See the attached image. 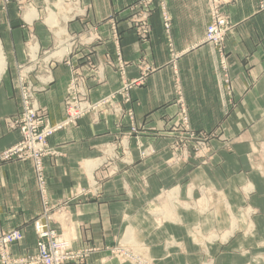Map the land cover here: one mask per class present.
<instances>
[{
  "label": "crops",
  "instance_id": "1",
  "mask_svg": "<svg viewBox=\"0 0 264 264\" xmlns=\"http://www.w3.org/2000/svg\"><path fill=\"white\" fill-rule=\"evenodd\" d=\"M28 1L29 4L18 6L11 0L4 10L0 8V47L6 63L0 78V152L20 140L19 133L10 129L8 119L21 107L17 67L31 63L34 53L44 60L48 54L70 45L60 59L50 60L48 73L41 72V77L51 74L53 79L39 97L51 124L62 118L61 101L76 70L85 77L90 101H98L119 88V77L107 64L108 57H115L116 45L126 63L127 79L140 77L144 65L150 68L143 76V84L131 91L128 107L142 129L137 138L130 137L131 149L126 154L129 165L116 164L115 176L99 183V198L66 204L69 194L78 187L91 186L87 171L90 162L85 163L101 160L103 149L118 143L128 128L117 132L111 117L105 116L98 123L88 117L48 140L59 155L45 163L47 187L53 201L65 203L72 248L113 246L128 227L138 240L144 238L155 264H198L194 257L191 262L188 256H182L180 263L163 257L160 241L156 240L157 231H152L143 220L145 206L150 203L152 206L160 191L177 183L183 190L187 185L223 190L231 207L237 208L241 204L238 190L249 183L254 190L250 204L258 211L253 219L256 231L253 239L236 237L224 254L218 246L213 249L214 255L220 253L215 264H244L247 259L237 251L249 248L255 254L264 241V0H235L224 9L232 28L224 45L228 83L215 48L203 42L208 19L202 0H166L171 15L170 32H164L157 12L150 18L145 38L141 36L142 24L128 20L129 8L138 0H80L81 13L60 24L66 31L62 44L43 20L47 0ZM134 14L133 18L140 20L141 13ZM114 26L116 35L112 31ZM97 71L100 78L103 76L101 81ZM179 92L191 130L208 135L207 142L214 154L207 165L195 168L181 164L178 169L167 165L171 156L169 145L175 136L166 131L167 122L177 111ZM136 140L154 144L155 154L141 161ZM227 144L229 149L225 147ZM259 147H263L260 152ZM112 167L106 162L90 174L100 177ZM41 210L33 163L19 160L0 163V228L18 229L23 235L11 247L13 255L34 252L36 236L32 222ZM178 216L177 221L183 226H166L165 234L184 235L188 224L197 218L184 213ZM223 216L221 212L218 222L223 221ZM181 240L184 244L188 242L187 238ZM186 253L195 250L187 247ZM84 264L126 263L97 252Z\"/></svg>",
  "mask_w": 264,
  "mask_h": 264
},
{
  "label": "rangeland",
  "instance_id": "2",
  "mask_svg": "<svg viewBox=\"0 0 264 264\" xmlns=\"http://www.w3.org/2000/svg\"><path fill=\"white\" fill-rule=\"evenodd\" d=\"M14 1L17 3L18 6H22L25 3L27 4L30 3L28 0H14ZM61 1L62 0H47L46 5L44 6L45 16L43 17V20L45 19L47 22V19L50 18L51 14L55 15L56 22L54 24L51 23L50 24L51 26L48 23L46 24H48L50 28L52 27L53 30L57 28L55 31V34L57 35V37L62 36L60 37L61 39H59L60 44L66 41V37H65L66 31L64 28H61L60 26L61 22L65 23L67 19L69 20L71 18H74L81 13L80 8H78L80 7V0H63V2ZM161 2L165 3V7H166V10L170 18L169 23H170V28H171V15L167 7L166 0H152L149 5L146 3V0H138L137 4L132 5L129 8V10L131 11V16L129 17L128 20L130 22H137V23L142 24L141 26L142 38L146 37L144 35V31L148 30V27L150 26V18L155 13L158 12L159 19H160V12H159L158 7ZM202 2L205 8V11H206L207 19L209 21V16H208V11L206 8L205 0H202ZM233 2L229 3L228 5L232 4ZM10 3H11V0H0V8L4 10L7 7V5ZM226 6L223 7L224 13H225L224 9ZM75 8L76 10L77 9L78 10L75 11ZM135 12L141 13L140 20L133 18L135 17V14H134ZM112 31H113V35H114V32L116 35L117 31L115 30V26L112 29ZM205 32H206V29H205ZM114 41L116 42L118 41L117 37H115ZM63 48H61V50ZM68 50H70L69 44H67L66 47L64 48V52L62 53V55L65 53V51L68 52ZM119 52H120L119 47L116 45L114 59L108 57V60H107L108 66L111 69H113L115 73H117L119 80H120L119 88L116 91L107 95L109 97V99L107 100L108 101L107 105H102V102H101L102 99H104L107 96L101 98L98 101H91L93 103L94 102H97V103L101 102V103H99L100 105H97L94 109L86 113V115L82 117L78 116V118L74 120L75 122L74 125L69 124L64 129L60 130V131H63V130L75 127L80 120L84 118H88V117L91 118L94 123H98L100 119L105 116L111 117L113 119L114 129L117 132L118 131L120 132L123 127L128 128L127 132L124 135H121L119 137L120 139L118 140V143H115V142L111 143L110 147L108 146L105 149H103L102 151L103 158L101 160L87 161L85 163V165L88 162L93 164L94 167L92 166V172L95 168L97 169L101 167L103 163H106V162L111 164L113 167L111 168V170L105 171L104 174L101 175L100 177L94 175V173L91 174V186L90 187H92V184H95L94 189L91 190V193H93L94 196H90L87 198L86 196L81 195L79 196L80 199H77L75 201H79L81 199L91 200V199H96L100 197L99 183L103 179L105 180L109 177L115 176L116 172L118 171V168L116 165L118 162L129 165V162L127 161L128 159H126V154L128 155L129 150L131 149V143L129 141L130 137L137 138L142 129V127H139L136 124L133 111L131 108L128 107V105L131 102V91L134 88L141 86L143 84V80H144L143 76H145L148 73L150 68L144 65V70L141 72L140 77L136 79L129 80L127 79L125 75V78H126L125 80L127 81L129 87L127 88V91L125 92V95L124 94L121 95L119 93V89L122 88L123 81L119 75L120 66H119V69L117 67H118V63L120 62V65L125 71L126 63L122 60L121 53ZM34 54L31 58L32 59L31 63H24L17 67L18 78L22 71H28V73L26 74L27 77L24 79V85H25V89L27 92L26 95L31 96L32 102H36L38 114L42 116L43 118H45L49 125L60 124L61 122L67 120L68 118L69 102L71 101V97H72L74 90H76L75 87L73 86L70 87V81H71V77L73 73L70 76L69 84H68V88L66 90L65 96L63 97L61 101L62 112H63L62 118L58 122L51 124L46 116L45 109L40 106L39 97H40V94H43L47 91V88L53 83V79H52L51 74H49L46 77H41V72L43 71L45 74L48 73V68H50L49 66L50 60L55 59V58L60 59L62 55L61 56L57 55L49 59L50 55L53 54V53H50L45 57L46 58V61H45V58L44 60L43 59L39 60L36 56H34ZM40 67L42 69H40ZM87 67L89 69V65ZM78 73H81L83 76L82 72H78ZM96 75L98 76V80L101 81L103 76L102 78H100L98 75V71ZM223 78L225 80V83H228V81L226 82V80L228 79L225 77ZM48 79H50L51 81L48 83H45L44 81ZM83 87L85 91H87L84 76H83ZM18 89H19L18 92H19V99H20L21 107H20L19 112L16 115L8 119V123H9L8 125L10 129L15 130L17 132H18V128L16 127V125H14V123L17 120L20 121L24 113V108L22 106V93H21L20 86ZM179 97L180 96L177 95L176 102L178 103L180 100ZM86 98L87 100H89L88 93L86 95ZM183 106L186 109V115L188 119L187 108L185 105ZM181 110H182V105H180L179 103V105H177L176 113L167 122L166 131L175 135L173 138L174 140L169 145L171 156L167 160V165L171 167H175V169L176 168L178 169V167H180L181 164L190 165L195 168L200 165H207L210 163V158L214 154L212 147L207 142L208 135H206V133L202 131L201 132L192 131L189 126V119H188L187 125H184L183 120H182ZM229 145L230 144H227L225 147L229 149L228 148ZM135 148L137 150L138 157L140 158L141 161H144L155 154L154 144L143 143L141 141L136 140ZM258 150H259L258 152H260L261 150H263V147H259ZM55 157H52V158H55ZM52 158H49V159H52ZM3 162H6V161H2L0 163H3ZM257 171L261 172L260 169ZM145 181H146L145 177L141 178L142 184H144ZM187 186L183 190L182 188H180L179 184L176 183L168 189H163L154 198L152 202V206H151V203L149 204V206H145L146 209L144 210V213H143L144 214L143 220L147 226H150L152 228V231H157L156 240L160 241V247L164 251V255H163L164 258L174 259L175 263H180L182 256L184 258L188 256V261H191V262H192V257H194L197 259L198 264H215L216 258L220 254V253H216L214 255L213 249L215 247L218 246L220 248V251H222L221 253L224 254L229 251L228 245L236 237L240 236L244 239H253L255 232H256L253 219L257 215L258 211L250 204V198L252 194L254 193V190L252 189V186H250L249 183H247V185H243L238 190L240 191V203L241 204L237 208L231 207L228 201V196L223 190L220 191V190L214 189L213 187H206L204 185H199V186L189 185L188 186L189 188L187 189ZM191 188H192L193 193L190 190ZM78 189L80 190L83 188L78 187ZM85 191H88V190H85ZM79 192L81 193V191ZM176 192L178 194L177 195L178 198L177 200H174L172 204L171 198L174 197L176 199V196L174 195ZM73 193L74 192H72V194ZM72 194H69L68 196L71 203L74 202V200H71ZM41 208H42V205H41ZM42 211H43V208L41 210V214H42ZM221 212L224 215L223 216L224 218L222 219L223 221L218 222V220H220L219 216L221 215ZM179 213H184L187 215L190 214L197 218L194 221H192L190 224H188L187 228L184 227L185 228L184 235H182L181 232L165 234L166 226L172 225V226L180 227V228L183 226L180 220L177 221L178 220L177 217H179L178 216ZM65 214L66 213L62 212L60 215H56L55 216L56 222H51L50 226L52 228L59 230L60 232H61V227H62L63 236L66 239L70 240L72 244L73 239L71 238L70 233H69V222ZM40 215L37 217V219L40 217ZM209 219H210V222L207 221ZM36 220L32 222L33 231L35 228ZM214 221L216 222L214 223ZM233 226H234V229H233ZM14 230H18V229H14ZM128 230L129 228L126 227V230L124 231L123 235ZM5 232H11V231H5ZM155 233H152V234L155 236ZM132 236H133V239L128 243H122V240H121L122 237H120L119 241L110 247H104L103 249H99L94 246L85 245L84 247L75 249V250L79 251L84 248L85 249L91 248L93 249V252L90 253L88 257H90L91 255L97 252H100V253L104 252V253H107L110 259L118 263L155 264V259L152 256L150 247L144 241V238L142 240H138L136 236L134 235L133 231H132ZM183 238L184 239L187 238V241H188L186 242L187 244L186 243L184 244V241L181 240ZM261 245L262 246L258 247L255 254H252L249 248H245V249L241 248L237 251L238 255H240L242 258L247 259V261L244 264H252L253 262H255V264L256 263L264 264V252L260 251V249H264V241L261 243ZM187 247L189 249L195 250V253H189V254L186 253ZM27 255H30V254H27ZM86 259L84 260V262L78 263V264H84ZM258 261H260L261 263H258ZM69 264H76V263H69Z\"/></svg>",
  "mask_w": 264,
  "mask_h": 264
},
{
  "label": "built area",
  "instance_id": "3",
  "mask_svg": "<svg viewBox=\"0 0 264 264\" xmlns=\"http://www.w3.org/2000/svg\"><path fill=\"white\" fill-rule=\"evenodd\" d=\"M151 1L152 0H146V3L149 5ZM233 1L234 0H205L209 21L206 26L203 42L208 43L215 48L225 78H227V76L225 74L226 63L224 45L231 31V26L228 17L223 12V7ZM158 9L164 32L168 34L170 30V18L165 3L161 2ZM147 32L148 30H145L144 35ZM117 68L119 69V75L123 81L119 93L125 95V92L129 87L125 80V71L120 65V62L118 63ZM27 73L28 71H22L18 78V84L22 93V106L24 108V113L20 121L17 120L14 125L18 128L20 140L13 147L0 152V162L13 159L19 161H32L43 211L35 223L34 233L36 235V243L34 252L30 255L16 257L11 252V247L23 239L20 230L5 232L0 228V264L82 263L89 254L93 252V249L84 248L79 251L74 250L70 240L63 236L62 227L60 232L50 226L51 222H56V215L65 212V203L53 201L49 195L45 163L49 158L57 156L58 152L49 146L48 140L67 125H74V120L78 118V116L82 117L86 115L90 110L94 109L97 105H100L99 103L102 102V105H107L109 97H105L99 103H93L90 100H87V91H85L83 87V76L81 73L74 72L71 77L70 87L73 86L76 90H74L71 101L69 102L68 118L60 124L49 125L47 120L38 114L36 102H32L31 96L26 95L27 92L24 85V79L27 77ZM46 81L44 82L48 83L51 80L48 79ZM227 81L228 80H226V82ZM179 98V103L182 105V120L184 125H187L188 119L186 109L182 104L181 97ZM94 185L95 184H92V187L87 189H78L81 193L78 190H75L71 196V200L75 201L80 199L79 196L81 195H84L87 198L94 196L93 193H91V190L94 189ZM68 202H71L70 199L66 204Z\"/></svg>",
  "mask_w": 264,
  "mask_h": 264
},
{
  "label": "bare ground",
  "instance_id": "4",
  "mask_svg": "<svg viewBox=\"0 0 264 264\" xmlns=\"http://www.w3.org/2000/svg\"><path fill=\"white\" fill-rule=\"evenodd\" d=\"M61 2H63V0L61 1ZM65 2V1H64ZM58 5V4H57ZM78 7V6H77ZM79 8V7H78ZM78 10V9H77ZM76 10V8H75V11H77ZM72 11V10H71ZM51 12V11H50ZM69 13V12H68ZM75 14V13H74ZM49 15V14H48ZM64 17H66V16H64ZM57 18V17H56ZM67 18H69V17H67ZM66 18V19H67ZM65 19V20H66ZM63 20V19H62ZM64 20V21H65ZM68 20V19H67ZM66 20V21H67ZM65 21V22H66ZM56 21H55V15L54 14H51L50 15V18L49 19H47V22H46V20H45V23H48L49 25L51 24V23H55ZM47 24V25H48ZM57 24H58V22H57ZM51 26V25H50ZM53 26V25H52ZM52 28V27H51ZM57 29V28H56ZM56 29L54 30V31H56ZM64 31V30H63ZM58 32H59V30H58ZM55 33V32H54ZM60 35V34H59ZM63 35V34H62ZM64 36V35H63ZM60 37H62V36H60ZM60 37H58L59 39H61ZM66 44V43H65ZM62 47V46H61ZM64 52V48L60 51H56V53H54L53 52V54H51L50 55V57H49V59L51 58V57H54V56H57V55H62V53ZM48 59V60H49ZM47 60V61H48ZM45 61H46V58H45ZM5 67H6V63H5V58H4V56H3V54H2V51H1V47H0V78L2 77V75H3V73H4V71H5ZM92 166H93V164L92 163H90L89 165H87V171H88V173H89V176H91V170H92ZM94 167V166H93ZM175 196H176V199L173 197V198H171V201H172V204H173V202H174V200H177V192L174 194ZM176 202V201H175ZM173 206V205H172ZM182 206V205H181ZM185 206V205H184ZM174 207H175V205H174ZM173 209V208H172ZM159 215V214H158ZM167 217V216H166ZM233 229H234V226H233ZM132 229H130L129 228V230L124 234V237H123V239H122V243H128V242H130L132 239H133V236H132ZM132 243V242H131ZM130 243V244H131Z\"/></svg>",
  "mask_w": 264,
  "mask_h": 264
}]
</instances>
